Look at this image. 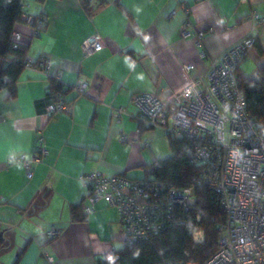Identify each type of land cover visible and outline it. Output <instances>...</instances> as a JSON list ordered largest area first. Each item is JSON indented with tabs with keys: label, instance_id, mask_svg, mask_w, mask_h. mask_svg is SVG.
<instances>
[{
	"label": "crops",
	"instance_id": "0c3cea01",
	"mask_svg": "<svg viewBox=\"0 0 264 264\" xmlns=\"http://www.w3.org/2000/svg\"><path fill=\"white\" fill-rule=\"evenodd\" d=\"M23 6L46 18L40 35L24 21L14 26L27 58L49 61L63 87L84 78L88 90L79 97L68 91L70 112L54 116L46 113L49 78L38 69H24L15 97L0 91V264H96L125 246L123 227L104 200L84 213L88 188L81 177L151 178L147 167L174 156L162 129L141 126L132 96L168 100L192 78L205 77L249 34L250 13L264 18V0H23ZM94 34L104 48L85 58L81 44ZM258 47L264 50V23L240 68L249 81L264 67ZM188 63L195 65L190 73ZM40 136L48 154L36 163ZM52 227L62 228L53 239Z\"/></svg>",
	"mask_w": 264,
	"mask_h": 264
},
{
	"label": "built area",
	"instance_id": "2783aa9c",
	"mask_svg": "<svg viewBox=\"0 0 264 264\" xmlns=\"http://www.w3.org/2000/svg\"><path fill=\"white\" fill-rule=\"evenodd\" d=\"M22 18L35 35L42 34L46 26L44 15L33 17L24 13ZM248 21L249 34L214 60L205 77L192 78L168 100L146 92L132 96L143 128H160L167 135L187 141L188 162L201 168L198 184L211 190L224 215L218 226L217 249L201 264H264V126L250 115L239 88L240 68L256 48L264 18L253 11ZM189 26L187 22L185 28ZM183 34L187 35L186 31ZM202 37L199 32L197 44ZM13 41L17 49L20 35L15 33ZM81 48L87 58L102 51L104 44L94 34L82 42ZM183 67L190 73L195 65L188 63ZM25 68L44 72L61 87L60 91L48 90L49 116L70 112L72 100L67 99L68 91L76 97L87 94L86 79L79 78L74 85L63 87L61 72H52L50 62L44 58L37 61L27 58ZM260 79L258 73L256 81ZM121 141L127 138L121 137ZM47 154L44 138L40 136L34 162L39 163ZM24 165L31 178L33 172L25 160ZM81 180L88 188L84 213H92L95 204L104 200L117 211L128 245L147 243L174 227L185 226L186 221L178 216V211L198 210L193 187L177 188L153 178L131 179L124 174L107 176L95 172L83 175ZM196 220H200L199 215ZM61 232L62 228L52 227L49 237L53 239ZM202 239L203 232L197 230L194 242ZM51 261L48 257V262Z\"/></svg>",
	"mask_w": 264,
	"mask_h": 264
},
{
	"label": "trees",
	"instance_id": "16d2710c",
	"mask_svg": "<svg viewBox=\"0 0 264 264\" xmlns=\"http://www.w3.org/2000/svg\"><path fill=\"white\" fill-rule=\"evenodd\" d=\"M43 1V0H38ZM86 5L87 0H82ZM23 0H0V91L8 89L10 98L15 97L16 84L22 75L27 60L28 49L19 45L13 47L14 26L23 21ZM257 48V44H256ZM264 56V50L258 47ZM258 81L239 79V88L244 95L252 118L264 126V67L259 70ZM48 90L60 91L61 87L49 79ZM174 156L156 162L146 168L147 176L163 181L177 188L193 187L198 210L178 211L185 219V226H177L143 244L125 246L96 264H183L203 263L216 251L218 226L224 215L216 205L211 190L198 184L201 168L191 165L186 155L187 141L168 135ZM197 215L200 220L197 221ZM201 230L203 239L193 240V234ZM1 250V245H0ZM14 264H18V259Z\"/></svg>",
	"mask_w": 264,
	"mask_h": 264
},
{
	"label": "rangeland",
	"instance_id": "374dc122",
	"mask_svg": "<svg viewBox=\"0 0 264 264\" xmlns=\"http://www.w3.org/2000/svg\"><path fill=\"white\" fill-rule=\"evenodd\" d=\"M241 69L243 70V67H242ZM251 70H252V69H249V71H246L247 74H248V73L250 74V72H252ZM164 134H165V133H164ZM165 135L168 137L167 134H165ZM196 238H197V239H200V234H197V235H196Z\"/></svg>",
	"mask_w": 264,
	"mask_h": 264
}]
</instances>
